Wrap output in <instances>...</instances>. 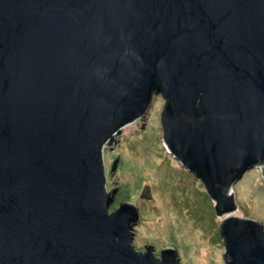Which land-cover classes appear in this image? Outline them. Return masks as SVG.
I'll return each mask as SVG.
<instances>
[{"label":"water","instance_id":"water-1","mask_svg":"<svg viewBox=\"0 0 264 264\" xmlns=\"http://www.w3.org/2000/svg\"><path fill=\"white\" fill-rule=\"evenodd\" d=\"M158 95L170 152L228 214L225 264H264L231 192L264 164V0H0V264H183L134 241L137 203L110 210L106 145Z\"/></svg>","mask_w":264,"mask_h":264},{"label":"rangeland","instance_id":"rangeland-1","mask_svg":"<svg viewBox=\"0 0 264 264\" xmlns=\"http://www.w3.org/2000/svg\"><path fill=\"white\" fill-rule=\"evenodd\" d=\"M165 102L156 97L154 115H148L143 132H122L120 143L106 145L108 190H115L113 179H121L111 213L123 203H137L145 220L134 226L139 247L157 241L160 252L182 247L183 264H225L220 227L228 214L217 215L203 182L170 152L161 123ZM146 187L150 198L142 197ZM231 192L239 193L235 215L264 221V164L249 169Z\"/></svg>","mask_w":264,"mask_h":264}]
</instances>
